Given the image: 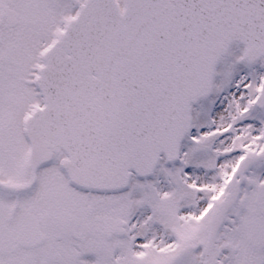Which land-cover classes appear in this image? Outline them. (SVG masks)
Instances as JSON below:
<instances>
[{
  "label": "snow or ice",
  "instance_id": "snow-or-ice-1",
  "mask_svg": "<svg viewBox=\"0 0 264 264\" xmlns=\"http://www.w3.org/2000/svg\"><path fill=\"white\" fill-rule=\"evenodd\" d=\"M0 264H264V0H0Z\"/></svg>",
  "mask_w": 264,
  "mask_h": 264
}]
</instances>
